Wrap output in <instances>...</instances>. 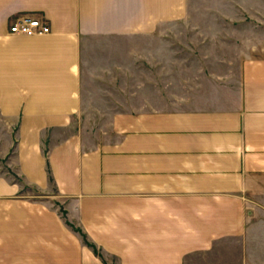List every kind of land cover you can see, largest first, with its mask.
<instances>
[{"label": "crops", "instance_id": "obj_1", "mask_svg": "<svg viewBox=\"0 0 264 264\" xmlns=\"http://www.w3.org/2000/svg\"><path fill=\"white\" fill-rule=\"evenodd\" d=\"M185 14L0 0V264H264V54L161 30Z\"/></svg>", "mask_w": 264, "mask_h": 264}, {"label": "rangeland", "instance_id": "obj_2", "mask_svg": "<svg viewBox=\"0 0 264 264\" xmlns=\"http://www.w3.org/2000/svg\"><path fill=\"white\" fill-rule=\"evenodd\" d=\"M161 30H176L182 37L198 32L197 45H218L227 57L233 53L242 58L263 55L264 0H186L185 17L162 25Z\"/></svg>", "mask_w": 264, "mask_h": 264}, {"label": "built area", "instance_id": "obj_3", "mask_svg": "<svg viewBox=\"0 0 264 264\" xmlns=\"http://www.w3.org/2000/svg\"><path fill=\"white\" fill-rule=\"evenodd\" d=\"M50 30L46 20L40 16L21 15L10 25L9 32L26 36L44 35Z\"/></svg>", "mask_w": 264, "mask_h": 264}]
</instances>
